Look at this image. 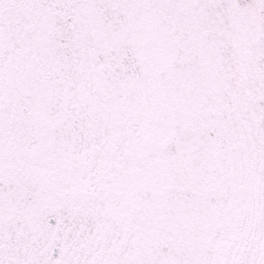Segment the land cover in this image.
<instances>
[{
    "label": "snow or ice",
    "instance_id": "snow-or-ice-1",
    "mask_svg": "<svg viewBox=\"0 0 264 264\" xmlns=\"http://www.w3.org/2000/svg\"><path fill=\"white\" fill-rule=\"evenodd\" d=\"M0 264H264V0H0Z\"/></svg>",
    "mask_w": 264,
    "mask_h": 264
}]
</instances>
